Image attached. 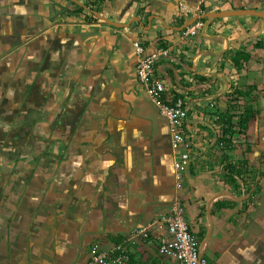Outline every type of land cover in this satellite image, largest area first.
Listing matches in <instances>:
<instances>
[{
	"label": "crops",
	"instance_id": "1",
	"mask_svg": "<svg viewBox=\"0 0 264 264\" xmlns=\"http://www.w3.org/2000/svg\"><path fill=\"white\" fill-rule=\"evenodd\" d=\"M180 1L200 5L196 15L264 10V0H0V264H87L92 244L128 240L176 197L204 257L264 264V176L245 207L235 197L246 188L227 183L225 168L230 156L264 170V17L205 19L184 37ZM135 41L168 50L155 73L187 109L181 188ZM235 90L257 116L245 134H224ZM159 245L153 234L127 243L138 264H175Z\"/></svg>",
	"mask_w": 264,
	"mask_h": 264
},
{
	"label": "built area",
	"instance_id": "2",
	"mask_svg": "<svg viewBox=\"0 0 264 264\" xmlns=\"http://www.w3.org/2000/svg\"><path fill=\"white\" fill-rule=\"evenodd\" d=\"M201 12L200 5L190 6L184 1L178 3V14L184 18L189 19ZM204 24L202 19L197 20L182 30L183 36L198 34ZM133 45L138 55L137 78L150 94L159 114L168 121L172 149L178 154L174 161L176 187L181 188L182 177L190 165L189 146L184 133L187 109L182 98L172 99L167 95L163 79L155 73L158 60L166 56L168 50L160 49L148 53L140 41H135ZM159 229L166 230L167 235L159 233ZM152 234L160 242L159 253L174 259L175 264H218L216 260L202 255L199 238L187 222L185 206L180 197L174 199L170 209L161 217L144 227L134 229L128 240L117 243L109 249L101 247L99 243L92 244L87 264H129L130 254L127 243L138 239H149Z\"/></svg>",
	"mask_w": 264,
	"mask_h": 264
},
{
	"label": "trees",
	"instance_id": "3",
	"mask_svg": "<svg viewBox=\"0 0 264 264\" xmlns=\"http://www.w3.org/2000/svg\"><path fill=\"white\" fill-rule=\"evenodd\" d=\"M76 5V4H75ZM78 7V12H82L84 7L80 5H76ZM99 10V9H98ZM100 11V10H99ZM205 19H203L204 21ZM185 22V18L181 17L178 25L181 26ZM232 98V108L234 109V113H231L227 120L223 123L224 134H229L232 131L233 127H238L239 133L245 134L247 131V127L251 119L257 116V111L252 107V104L247 102L245 105H241L238 102L239 97H245L246 94L243 91L235 90ZM234 118H237L234 121ZM227 149L232 147V141L229 139H225L223 141ZM226 172L227 177L226 181L230 185L234 186L236 189L240 187H245V195L251 193V196L244 201L245 207L253 201V199L261 192V184L260 180L264 176V170H255L248 165L246 161L234 162L230 156H226ZM129 264H138L136 263L132 257L130 256Z\"/></svg>",
	"mask_w": 264,
	"mask_h": 264
},
{
	"label": "water",
	"instance_id": "4",
	"mask_svg": "<svg viewBox=\"0 0 264 264\" xmlns=\"http://www.w3.org/2000/svg\"><path fill=\"white\" fill-rule=\"evenodd\" d=\"M93 12L98 18L102 19L103 21L107 22L108 24L118 26V27L127 25V24H121V23L112 21L108 17L103 16L100 12H98L96 10H94ZM246 14L264 17V10L237 9V10H221V11L206 12V13H203L200 15L193 16L192 18L186 20V22L182 26L177 27V28H178V30H183L185 27L193 24L194 22H196L198 19H201V18L206 19V24H205V26H206L208 20L211 18L225 17V16H236V15H246ZM250 195H251V193H249L243 197H235V198L244 201V200H247L250 197Z\"/></svg>",
	"mask_w": 264,
	"mask_h": 264
}]
</instances>
